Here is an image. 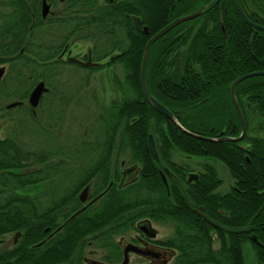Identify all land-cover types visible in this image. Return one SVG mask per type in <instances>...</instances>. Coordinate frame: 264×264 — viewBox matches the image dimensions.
Here are the masks:
<instances>
[{"label": "flooded vegetation", "instance_id": "flooded-vegetation-1", "mask_svg": "<svg viewBox=\"0 0 264 264\" xmlns=\"http://www.w3.org/2000/svg\"><path fill=\"white\" fill-rule=\"evenodd\" d=\"M247 2L254 14V22H251L259 26L264 24V0H247ZM117 5L124 8L125 13L121 19L109 20V29L103 39L105 57L101 58L95 53L94 46L103 42L101 39L96 41L91 33L94 26L87 23L88 16L95 15L97 6L110 7L112 10ZM130 9L133 13L129 15ZM44 11L46 15H43ZM158 15L159 11L151 9L147 5V0L146 2L145 0H104L103 2L100 0H93V2L0 0V71H2L0 77V172L5 170L12 172L9 175L0 174V209L2 201L17 199L24 201L28 220L34 221L35 227L41 230L40 238L35 242H32V239L22 240L19 231L0 235V264H223L224 237L205 220L203 215L211 217L204 206L198 203L200 198L206 197L204 170L209 164L198 161L193 168L189 163H179L178 153L179 157H184L186 160H191V156L181 154L177 149L167 145H156L152 135L148 137L151 136L153 139L158 160H153L151 157L148 137L146 145L135 147L118 142L113 145L99 143L102 139L106 141L107 131L110 130L107 123L113 117L112 103L117 105L121 101L123 91L120 92L119 89L127 85L125 78L124 81H119L117 77V80L106 81L110 93L114 84L119 99H111L108 105L93 110L91 114L94 116V124L90 129L89 141L84 138L77 145L57 148L54 151L33 147L38 142L37 138L42 137L44 118H47V114L56 115L55 106L59 104L63 106L66 103L63 84L52 80L56 77L58 69L73 65L87 72L97 69L110 73L120 70L124 73L126 67L123 62L118 61V58L127 55L129 30L142 41L141 37L149 35L148 24L157 26ZM202 16L192 19H198L197 21L189 23L192 21L189 20L175 27L178 31L170 42L173 45L171 61L174 63L173 70H177L180 75L191 70L196 72L195 70L199 68L198 65H192L189 60L183 58L191 56L193 51L189 48L192 44L195 47L201 41L205 55L210 57L217 55L230 58V49L235 50L239 47L237 19L232 18L234 25L232 28L229 27L233 30L231 45L223 18L220 19L221 33L212 35L213 40L209 41V34L217 28L211 24L205 26L208 19H203ZM144 18L148 19V24L145 23ZM137 19L140 23L136 25ZM145 27L148 30L147 33L144 32ZM253 30L254 32L250 35L252 40L256 34V30ZM52 33L55 34L54 41L57 42L62 40L63 36H67L66 43L59 44L61 49L34 50L33 46L39 39H46L48 34ZM152 36H148L147 41ZM158 40L154 43H159ZM81 41L90 42L92 47L81 60H77L82 63L90 61L96 66L84 68L68 62L71 58V44L75 46V43L78 45ZM45 43L44 46L52 45L47 44V39ZM159 46L160 43L156 44L155 49L159 50ZM19 54L27 56L29 68L31 61L33 62L31 57L33 55L41 54L40 56H54V58L50 61L52 62L50 65L36 64L38 69L47 72L42 79L33 81L30 76L28 80H18L17 70L27 69V67L18 66L16 56ZM65 56H67L66 60H64ZM224 60L227 59L224 58ZM40 82L43 83L45 91L38 105L33 108L29 103V96ZM101 83L102 81H99V84ZM90 85L91 81L85 82L88 88ZM171 85L174 103L170 105V108L163 105L157 96L149 91L148 93L172 112L177 121L190 119L193 115L183 111L176 103L177 95H179L177 87L179 88L183 83L172 82ZM197 88L199 90L188 83V88L185 90L187 97L196 95L198 98L200 94L205 93L203 83H200ZM230 88L231 85L229 87L230 103L228 102L223 108V113L219 112V114L223 119L235 118L236 115L238 124L233 123L230 130H226L224 126L217 135L238 138L241 135V125ZM88 91L90 101L95 107L97 100L91 95L95 92L97 94V91L92 88ZM156 91L161 92L159 88ZM234 95L240 107L235 90ZM141 101L147 104L143 94ZM205 101L206 98L199 100L196 104L200 105ZM41 107L45 108V114L37 113V109ZM60 114L63 115V111L59 113L57 110V115ZM242 115L244 122L250 121L253 129L250 135L264 138L260 136V132L264 133V128L254 126L256 120L260 118L264 120V118L249 104L246 105ZM20 118L25 121L19 120ZM26 119L33 122L31 124L34 126V130L29 129L28 134L24 130ZM239 129L240 133L237 134ZM24 132L27 140L25 145L22 143ZM242 139L234 143H239ZM18 143L23 151L28 152L25 156L28 161L22 162L27 175L26 183L19 192L16 190V179L13 175ZM134 149L139 152H148L153 162L148 165L135 160L137 156L133 155ZM39 153L43 157L41 160L36 157ZM143 172H146L147 176L151 173L155 174L159 183L162 184L163 192L130 193V189L142 179ZM182 174L184 177H181ZM218 178L221 180L219 174ZM232 180L231 190L235 187V180L233 178ZM193 186L202 188L199 192L192 193ZM220 186L215 190V195L222 197L229 194V192H218ZM157 189L160 187L157 186ZM140 197L150 198L152 201L146 206H152L153 209L144 210V203L130 202V199ZM5 205L6 203L3 204ZM220 214H223V211ZM33 216L37 219L34 220ZM204 223L212 229H208ZM166 228L168 233H161L160 229ZM250 229L248 233H244L243 242L240 243L241 239H237L233 247L239 250L240 245L242 248L240 258L242 257L244 261L248 257L250 264H264V244L259 243L255 238L256 227L251 226ZM7 237L11 239L7 241ZM238 259L239 257L236 259V264L240 263Z\"/></svg>", "mask_w": 264, "mask_h": 264}, {"label": "trees", "instance_id": "trees-1", "mask_svg": "<svg viewBox=\"0 0 264 264\" xmlns=\"http://www.w3.org/2000/svg\"><path fill=\"white\" fill-rule=\"evenodd\" d=\"M81 1L93 2V0ZM210 1L160 0L161 8L159 10V22L157 26L148 24V19L144 18L145 23L149 27V35L141 37L143 38L141 41L131 34V30H129L127 55L118 58V61L123 62L126 67L124 76L127 87L125 90L119 89L120 92L123 91L122 99L117 105L116 103H112L111 114H113V117L107 123L110 130L107 131L106 141L102 139L99 143L113 145L118 142L135 147L146 145L148 135H152L156 145H167L177 149L181 154L194 157H208L222 162L230 176L235 180L234 189L222 197L215 195V190L220 186L221 180L218 178L216 169L212 165H209L204 170L206 197L200 198L198 203L204 206L207 214L211 218L217 220L225 227H256L255 238L259 243L264 244V138L250 135L253 131L250 126V121L245 120L246 134L241 142H210L185 134L172 122L153 111L146 103L141 101L142 94L139 84V72L143 57V48L148 36L156 34L174 19L192 14ZM237 1L246 14V17L254 22L253 10L247 0ZM172 6H175V8L171 9ZM110 10V7L101 8L97 6L95 15L88 16L89 21L87 23L93 24L92 26L94 28L91 30V33L95 36L96 41L105 39V34L109 29L110 19H121L125 13V9L120 5ZM132 11L131 9L128 11L129 15L133 13ZM150 15L152 16V13ZM201 18L212 20H207L205 26H210L211 24L217 28L209 34V41L213 40L212 35L221 33L220 19L223 18L224 23L226 22V32L231 45L233 30L229 29V27L232 28L234 25L231 19L235 18L238 20L239 47L235 48V50L233 48L230 49V58L219 57L217 55L212 57L205 55L202 42L200 41L197 46L194 47L192 44L189 48L190 51H193L191 56L183 57L184 60H189L192 65L196 64L199 68L195 70L196 72L191 70L180 75L177 70H173L174 63L171 61L173 59L171 52L173 45L170 42L173 40L174 34L178 31L175 28L158 40L160 43L159 50L155 49L156 44H159L158 42L150 47L145 81L148 91L157 96L158 100L167 108H170V105L174 103L171 83L181 81L183 85L179 86L180 89L177 87V94L179 93V95H177L178 99L176 103L181 106L179 108L193 116L190 119L178 121L179 124L194 134L218 139L221 137L217 134L224 126L226 130H230V126L233 123L238 124L236 115L235 118L223 119L220 118L219 114V112L223 113V108L228 102L230 103L229 87L232 82L249 73L264 72V32L256 31L255 38L253 40L250 38L254 30L246 25L233 0H220L219 4ZM197 20H192L189 23ZM260 26L264 27V24ZM54 38V33L48 34L46 38L47 44L52 45L47 46H44L46 39H39L36 45L33 46L34 50H41L42 48L61 49L59 44L66 43L67 41V36H63L59 42L54 41ZM94 48L98 57H105L104 42L95 45ZM157 50L158 52H156ZM40 55L31 56L33 62L31 61L30 68L27 66L29 65L27 56L20 54L16 56L18 66L27 67V69L19 68L17 70L16 75L18 80H28L31 76L33 81H37L47 74L46 71L38 69L36 64L38 63L40 66L50 65L52 63L50 61L54 56ZM224 58L227 60H224ZM228 60L229 62H227ZM188 83H191V87L197 90H199L197 86L203 83L205 93L200 94L198 98L196 95L188 98L187 94H185L187 93L185 90L188 88ZM157 88L161 90L160 93L156 91ZM235 93L243 113L246 105L249 104L257 114L264 118V76H256L240 82L235 87ZM204 98H206L204 103L200 105L196 104V102ZM194 113L197 114V117H195ZM204 114L205 116L203 117ZM239 133L240 129L237 131V134ZM20 146V143H18L15 174H13L16 179L17 192L25 186L27 175L25 174V166L22 165V162L28 161L25 158L28 152L23 151ZM133 152V155L137 156L135 160L148 165L153 162L148 152H139L137 149H134ZM163 153L168 154V152ZM36 157L39 160L43 159L40 153ZM4 173L9 175L12 172H9V170L0 172L1 175ZM181 177H184V174ZM157 186L160 189H157ZM200 188L202 187L193 186L191 192L197 193L200 191ZM131 192H163V187L159 183V180H157L155 174L151 173L147 176L146 172H143L142 179L130 189ZM150 201H152L150 198L145 197L130 199V202L133 203H144V210L153 209L152 206H146ZM5 203L6 205L3 206ZM221 211H223V214H220ZM28 217L24 201L19 199L2 201V207L0 209V235L19 231L22 240L32 239V242H35L40 238L41 230L39 227H35V222L29 221ZM33 219L35 220L37 217L33 216ZM204 225L208 229H212L207 223H204ZM217 232L224 237L225 257L223 264H236L238 257L239 264H246L242 257L240 258L242 254L240 245L239 250L233 247V243L237 239H241L240 243L243 242L242 240H244L245 234L235 235L219 230Z\"/></svg>", "mask_w": 264, "mask_h": 264}, {"label": "rangeland", "instance_id": "rangeland-1", "mask_svg": "<svg viewBox=\"0 0 264 264\" xmlns=\"http://www.w3.org/2000/svg\"><path fill=\"white\" fill-rule=\"evenodd\" d=\"M100 1L103 2L104 0ZM158 1L147 0V5L151 9L159 11L161 8V2L160 0ZM91 47L92 44L87 41H81L78 45L75 43V46L72 43L70 46V57L81 60V58L86 55L87 51ZM66 59L67 56H65L64 60ZM118 71L119 72L110 73L109 71H98L96 69L87 72L81 71L73 65L60 67L58 72L55 74L56 77L52 80H55V82L59 81L63 84L65 91L64 101L66 103L63 104V106H61L62 104L55 106L54 110H56V115L47 114V118H44L42 137L40 139L37 138L38 142L33 145L34 149L40 148V150L54 151L57 148L77 145L84 138L86 141H89L90 129L92 124H94V116L91 114L93 110L101 109L106 104L108 105L111 99H119L114 84H112L111 93L109 92V89H107L106 84V81L117 80V78L119 81H124V73H122L120 70ZM86 81H91L89 88L97 91V94L95 92L93 95H91V97L97 100L95 107L94 103L90 101L91 98L88 91L89 88L85 86ZM99 81H102V83L99 84ZM126 87L127 85H123L124 90ZM57 110L59 113L60 111H63V115H57ZM41 112H44V114L46 113L44 107L37 109L38 114ZM44 117H46V115ZM19 120H23V122L25 121L21 118ZM31 123L33 124V122L26 119L24 130H26L27 134L29 129H33L34 127ZM254 126L258 128H264V120H261V118L256 120ZM260 136H264V133L260 132ZM22 139V143L25 145V141H27L25 132L23 133ZM190 159L191 160H186L184 157H179L178 153L177 161L179 163H189L193 168H195L198 161L200 163H206L214 166L222 180V185L220 186L218 192L228 193L231 191V188L233 187V180L222 162L206 157L191 156ZM160 230L161 233H168L167 228ZM10 239V237L6 238L7 241ZM245 262L246 264H250L248 257L245 259Z\"/></svg>", "mask_w": 264, "mask_h": 264}, {"label": "water", "instance_id": "water-1", "mask_svg": "<svg viewBox=\"0 0 264 264\" xmlns=\"http://www.w3.org/2000/svg\"><path fill=\"white\" fill-rule=\"evenodd\" d=\"M220 0H212L209 4H207L206 6L202 7L200 10L177 18L175 20H173L171 23H169L168 25H166L163 29H161L159 32H157L154 36H152L145 45L144 48V53H143V57H142V61H141V65H140V72H139V84H140V88L143 94V97L145 99V101L147 102V104L150 106V108L155 111L156 113L162 115L163 117H165L167 120H169L170 122H172L175 126H177L182 132H184L185 134L192 136L194 138H198L201 140H205V141H210V142H223V141H227V142H238L240 141L244 134H245V122H244V118L242 115V112L240 110V107L238 105V103L236 102L235 99V95H234V90L237 84H239L240 82L248 79V78H252V77H256V76H264V72H253V73H249L246 75H243L237 79H235L232 84H231V88H230V92H231V97L233 99V102L235 104L236 110L238 112L239 115V120H240V125H241V135L238 138H228V137H221V138H207L204 136H200L197 134H194L192 132H189L188 130L184 129L179 122L177 121L176 117L174 116V114L172 112H170L166 107H164L161 103H159L156 99H154L147 90L146 87V81H145V72H146V66H147V62H148V58H149V51H150V47L151 45L157 41L158 39H160L161 37H163L164 35H166L168 32H170L172 29H174L176 26H178L181 23H184L186 21L198 18L202 15H204L205 13H207L208 11H210L214 6H216L219 3ZM238 12L240 13L241 17L243 18V20L245 21V23L247 25H249L251 28L255 29L256 31H261L264 32V27H261L259 25H257L256 23L251 22L245 15L244 11L242 10L240 4L238 3L237 0H233ZM43 15H46V12H43ZM136 25L139 24V20H135ZM144 32L147 33L148 30L145 27L144 28ZM68 62L71 64H78L84 68H88L91 66H96V64H92L90 61H87L86 63H82L81 61L75 59V58H69ZM2 76V71H0V77ZM44 85L42 82L38 83L35 88L32 90L30 96H29V103L30 105L35 108L38 105L39 99L42 96V94L44 93ZM148 144H149V149H150V153H151V157L153 160H158V156L156 153V150L154 148V142L151 136L148 137ZM172 177V175H170ZM195 176V175H193ZM173 178V177H172ZM163 182L166 184L165 182V178L164 176H162ZM205 220L215 229L220 230L222 232L225 233H229V234H244V233H248L251 229L250 227H242V228H230V227H225L223 225H221L220 223L212 220L211 218L203 215ZM255 241V239H253Z\"/></svg>", "mask_w": 264, "mask_h": 264}]
</instances>
